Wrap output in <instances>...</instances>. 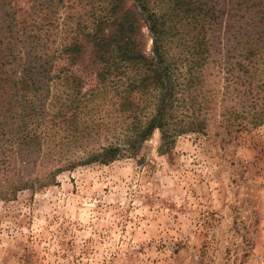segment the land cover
Returning a JSON list of instances; mask_svg holds the SVG:
<instances>
[{
    "label": "rangeland",
    "instance_id": "obj_1",
    "mask_svg": "<svg viewBox=\"0 0 264 264\" xmlns=\"http://www.w3.org/2000/svg\"><path fill=\"white\" fill-rule=\"evenodd\" d=\"M90 1L55 0L49 9L45 0H0V75L9 81L0 91V264H264V124L237 131L221 123L223 105L239 101L224 102V69L245 47L258 55L250 74L264 92V0L211 1L219 19L207 24L206 132L162 151L156 130L108 164L82 162L105 135L68 141L50 116L39 119V58L55 61L57 74L78 29L94 27ZM51 86L52 114L62 89Z\"/></svg>",
    "mask_w": 264,
    "mask_h": 264
},
{
    "label": "trees",
    "instance_id": "obj_2",
    "mask_svg": "<svg viewBox=\"0 0 264 264\" xmlns=\"http://www.w3.org/2000/svg\"><path fill=\"white\" fill-rule=\"evenodd\" d=\"M211 1L91 0L97 19L94 27L89 33L78 29L63 50L65 64L57 74L53 75L55 61L39 58V96L46 93V100L39 105V119L44 113L50 116L47 124L59 123L68 133V141L105 135L107 144L91 149L83 163H112L135 151L156 130L161 133L162 151H168L179 136L205 133V111L212 104V99L204 94L203 70L210 57L207 24L219 19ZM241 2L245 5L248 0ZM45 3L52 9L55 0L51 5L48 0ZM144 29L153 37L151 53L147 52ZM243 51L236 62L227 63L224 69V102L235 95L240 110L238 104L223 105L221 123L237 126V131L264 124V92L262 88L255 92L259 87L250 74V66L258 55L252 47ZM0 58L1 68L6 57ZM8 82L0 75L1 92ZM55 82L62 90L51 97L50 106L56 110L51 114L45 106ZM28 83L29 80L26 86ZM87 114L88 119L84 117ZM45 135L54 138L55 131ZM6 164L0 149L3 178ZM14 187L15 184L8 186L7 195L16 190Z\"/></svg>",
    "mask_w": 264,
    "mask_h": 264
}]
</instances>
